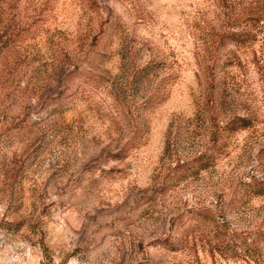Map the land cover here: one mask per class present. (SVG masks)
Returning <instances> with one entry per match:
<instances>
[{"label":"rangeland","instance_id":"obj_1","mask_svg":"<svg viewBox=\"0 0 264 264\" xmlns=\"http://www.w3.org/2000/svg\"><path fill=\"white\" fill-rule=\"evenodd\" d=\"M262 182L264 0H0V264H264Z\"/></svg>","mask_w":264,"mask_h":264},{"label":"trees","instance_id":"obj_2","mask_svg":"<svg viewBox=\"0 0 264 264\" xmlns=\"http://www.w3.org/2000/svg\"><path fill=\"white\" fill-rule=\"evenodd\" d=\"M232 35H234V36H236L235 34H231L229 37V40L230 41H232V42H235V41H239V39H236V38H234V37H231ZM238 126V127H237ZM236 127H233L231 130H237V129H239V128H245V127H248L249 126V124L248 123H239L238 125H237ZM206 168V166H203V167H200V170H203V169H205ZM260 186L262 185H264V182H262V183H260L259 184ZM256 194L257 195H264V187H258V189H257V191H256ZM263 236V235H262ZM259 241H261V242H264V236L262 237V238H260L259 237V239H258ZM250 245V244H249ZM243 250H244V256H248V250H249V248H248V246H246V247H244L243 248Z\"/></svg>","mask_w":264,"mask_h":264}]
</instances>
